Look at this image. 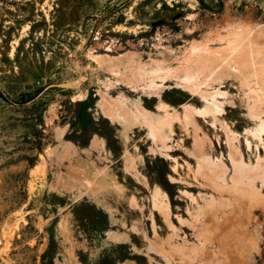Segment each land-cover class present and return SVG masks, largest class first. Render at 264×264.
<instances>
[{"label":"rangeland","instance_id":"1","mask_svg":"<svg viewBox=\"0 0 264 264\" xmlns=\"http://www.w3.org/2000/svg\"><path fill=\"white\" fill-rule=\"evenodd\" d=\"M0 89V264H264V0H0Z\"/></svg>","mask_w":264,"mask_h":264},{"label":"bare ground","instance_id":"2","mask_svg":"<svg viewBox=\"0 0 264 264\" xmlns=\"http://www.w3.org/2000/svg\"><path fill=\"white\" fill-rule=\"evenodd\" d=\"M252 26H248L247 24H244V25H237V26H235V30H237V31H240V32H245V31H247V30H249L250 28H251ZM199 43V42H198ZM197 46H195L194 45V47H192V49H191V56H190V58L192 59L191 60V62H190V65H189V67H188V69L186 70V73L181 77V78H178V77H175L176 75L174 74V71H173V69H171L172 67H170V68H168L167 70L166 69H164V70H162V72H158L159 70H158V68L156 69V70H158L157 72V75H153V76H151V78L148 80V81H145L146 80V78L144 79V82L146 83V86L147 87H151V89H152V87H153V84H154V82L156 81V80H166V79H169V78H174L175 80H176V83H177V85L179 86V87H182V85L184 84V86L186 87V85H190V84H192L194 81H195V79H196V71H199V69L202 67V66H204L205 65V63H200L199 62V60L197 59V58H195L198 54H199V52H200V49L199 48H196ZM207 55H209L210 56V54H209V52H207L206 53ZM199 57V56H198ZM196 60H197V62H196ZM160 62V61H159ZM163 62V61H162ZM195 62H196V64H195ZM160 64H163V63H160ZM160 64H158V66L160 65ZM165 64V63H164ZM195 64V65H194ZM194 65V66H193ZM161 66V65H160ZM179 66H180V64H179ZM234 70H236V69H234ZM161 71V70H160ZM127 73V72H126ZM125 74V73H124ZM147 74V73H146ZM127 75V74H126ZM125 78H126V76L125 75H123ZM130 76H131V74H130ZM144 76V75H143ZM137 77V76H136ZM122 78V77H121ZM130 79V77H127V79ZM143 78L144 77H142V80H143ZM134 79V78H133ZM131 80V79H130ZM129 80V81H130ZM139 80H141V79H139ZM141 80V81H142ZM248 80V77H245V79H244V82H246ZM133 81V80H132ZM143 82V84H145ZM130 83H132V82H130ZM156 84V83H155ZM141 86H143V85H141ZM145 86V87H146ZM156 86V85H155ZM158 86H160V85H158ZM158 86H156V90H157V87ZM142 88H144V87H142ZM154 88V87H153ZM159 88V87H158ZM227 94H228V90L226 89L225 91H224V93H223V95H221L220 97L222 98V99H224V98H226L227 97ZM83 97V96H82ZM100 103V102H99ZM101 107L103 108V102H102V104H101ZM161 110H163V109H167V107H165L164 106V104L162 103L161 105H160V107H159ZM100 109V108H99ZM198 113H200V111L199 110H197V114ZM244 137H245V142H246V144H247V146L248 147H251V145H252V140H256V141H258V143L259 144H262L263 143V141H264V128H263V126H261V125H257V124H250V125H248L246 128H245V134H244ZM258 147H256V149H257Z\"/></svg>","mask_w":264,"mask_h":264},{"label":"flooded vegetation","instance_id":"3","mask_svg":"<svg viewBox=\"0 0 264 264\" xmlns=\"http://www.w3.org/2000/svg\"><path fill=\"white\" fill-rule=\"evenodd\" d=\"M221 98V97H220ZM222 99V98H221ZM214 110V108H212ZM198 119H202V116H197ZM227 136L224 135V138H226ZM169 143V142H168ZM163 143L161 141H159V145H162ZM202 144V149L204 150V152L206 154L209 153V148L205 145H203L204 143H201ZM223 145L227 148V151H232L234 155L238 156L237 152L235 151V149L233 148V146L235 145V143H233L231 140H229L228 142L226 141H223ZM218 146V144H217ZM220 146V145H219ZM170 151V150H168ZM227 155V153H226ZM228 162V167L230 169V172L233 173H238V174H243V173H246L247 172V167H245L241 162L239 161H235V162H232L230 159L227 160ZM199 163L201 164V166L203 167V171L202 173H200V177L201 179H206L209 183H211L210 179H209V176H207L205 173H207L208 175H212V169L216 170L217 172L221 171L223 169L221 163H217L216 161H212L210 159V157L208 156H204V157H201L199 158ZM259 172H263L264 174V170H260ZM157 212V211H155ZM168 264H171L169 260H167Z\"/></svg>","mask_w":264,"mask_h":264},{"label":"trees","instance_id":"4","mask_svg":"<svg viewBox=\"0 0 264 264\" xmlns=\"http://www.w3.org/2000/svg\"><path fill=\"white\" fill-rule=\"evenodd\" d=\"M0 98H3L6 101H12V99H10V97L7 94H5V92L2 89H0Z\"/></svg>","mask_w":264,"mask_h":264}]
</instances>
